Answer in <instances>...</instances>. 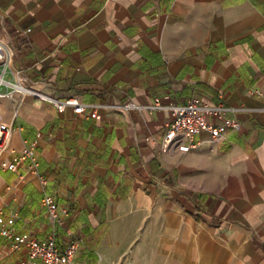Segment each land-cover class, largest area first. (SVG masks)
Masks as SVG:
<instances>
[{
    "label": "crops",
    "instance_id": "crops-1",
    "mask_svg": "<svg viewBox=\"0 0 264 264\" xmlns=\"http://www.w3.org/2000/svg\"><path fill=\"white\" fill-rule=\"evenodd\" d=\"M0 38L33 90L0 99L12 149L34 143L40 162L0 161V213L21 233L79 236L72 264H264V0H0ZM166 94L225 103L242 127L166 153L171 112L121 108ZM45 194L71 209L62 226ZM24 260L0 236V264Z\"/></svg>",
    "mask_w": 264,
    "mask_h": 264
},
{
    "label": "built area",
    "instance_id": "built-area-1",
    "mask_svg": "<svg viewBox=\"0 0 264 264\" xmlns=\"http://www.w3.org/2000/svg\"><path fill=\"white\" fill-rule=\"evenodd\" d=\"M31 31L32 28H28L25 33ZM13 57L12 47L0 38V99L13 98L15 93L26 94L33 91L23 71L13 67ZM256 93L262 94L260 89H256ZM220 95H223L222 91ZM42 96L52 102L59 112L72 109L75 113L81 114L86 108V104L77 96L64 99L47 94ZM99 107V104H94V111ZM121 108L127 111L169 110L172 118L162 145V150L166 153L176 150L182 153L189 152L198 146L197 135L203 131H208L216 140H222L242 127L238 119L226 117L231 107L222 102L210 105L199 95L185 102H177L171 94L156 97L148 104L128 100L121 105ZM13 134V125L4 120L0 114V161H7V168L11 171H18L22 163L26 172L38 171L40 162L34 143L29 145L28 141L24 140V148L16 151L12 149ZM41 202L53 223L62 226L71 209L68 206L60 207L55 197L50 194H45ZM0 236L6 239L12 249L26 250L27 260L22 264H72L82 243V239L73 234L68 235L63 245L58 243L56 232L46 238L27 236L19 231L16 216L4 213H0Z\"/></svg>",
    "mask_w": 264,
    "mask_h": 264
},
{
    "label": "rangeland",
    "instance_id": "rangeland-1",
    "mask_svg": "<svg viewBox=\"0 0 264 264\" xmlns=\"http://www.w3.org/2000/svg\"><path fill=\"white\" fill-rule=\"evenodd\" d=\"M131 256H132L131 254H128V255H127V258L129 259Z\"/></svg>",
    "mask_w": 264,
    "mask_h": 264
}]
</instances>
